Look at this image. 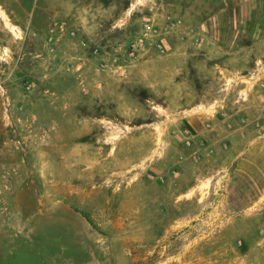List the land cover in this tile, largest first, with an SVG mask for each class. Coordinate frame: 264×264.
<instances>
[{
    "label": "rangeland",
    "instance_id": "rangeland-1",
    "mask_svg": "<svg viewBox=\"0 0 264 264\" xmlns=\"http://www.w3.org/2000/svg\"><path fill=\"white\" fill-rule=\"evenodd\" d=\"M0 264H264V0H0Z\"/></svg>",
    "mask_w": 264,
    "mask_h": 264
}]
</instances>
